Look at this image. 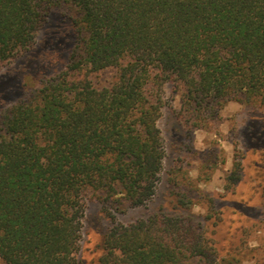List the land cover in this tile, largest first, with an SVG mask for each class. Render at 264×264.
Listing matches in <instances>:
<instances>
[{"label": "trees", "instance_id": "trees-1", "mask_svg": "<svg viewBox=\"0 0 264 264\" xmlns=\"http://www.w3.org/2000/svg\"><path fill=\"white\" fill-rule=\"evenodd\" d=\"M70 9L68 55L0 111V259L77 264L98 202L107 224L96 264H242L216 236L224 209L183 162L165 172L169 206L128 223L116 213L156 197L167 156L158 121L176 97L188 141L231 101L264 106V0H0V69ZM212 166L207 154L200 172Z\"/></svg>", "mask_w": 264, "mask_h": 264}, {"label": "rangeland", "instance_id": "rangeland-1", "mask_svg": "<svg viewBox=\"0 0 264 264\" xmlns=\"http://www.w3.org/2000/svg\"><path fill=\"white\" fill-rule=\"evenodd\" d=\"M71 13L74 10H68L66 15L52 14L35 48L0 69V111L22 96L27 88L25 84L34 83L44 72H52L68 55L74 40ZM45 58L51 60L52 67L45 68L42 64ZM170 92V87L166 86L167 98ZM179 106L176 97L172 101L173 110ZM173 110H164L158 121L167 156L156 197L146 207L116 213L117 220L128 223L145 216L149 210L169 206L165 172L175 162L178 161V165L183 162L189 175L197 179L195 185L213 196L225 211V221L216 235L222 252L238 248L242 264H264V106L231 101L221 111L223 119L208 129H195L191 141L185 139V131ZM255 137L262 142L255 141ZM207 154L213 155V169L201 173ZM237 162L243 169L238 183L232 185L228 176ZM193 213L204 216L205 202L195 198ZM106 222L100 203L90 202L83 220L77 264H96L102 252L100 244ZM0 264L5 263L0 259Z\"/></svg>", "mask_w": 264, "mask_h": 264}]
</instances>
